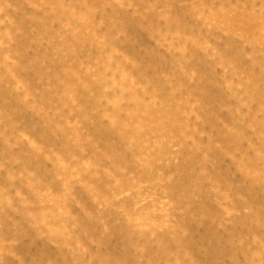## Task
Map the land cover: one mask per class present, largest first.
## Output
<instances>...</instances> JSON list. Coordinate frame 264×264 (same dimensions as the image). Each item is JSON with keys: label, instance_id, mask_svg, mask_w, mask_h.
<instances>
[{"label": "rangeland", "instance_id": "374dc122", "mask_svg": "<svg viewBox=\"0 0 264 264\" xmlns=\"http://www.w3.org/2000/svg\"><path fill=\"white\" fill-rule=\"evenodd\" d=\"M0 264H264V0H0Z\"/></svg>", "mask_w": 264, "mask_h": 264}]
</instances>
